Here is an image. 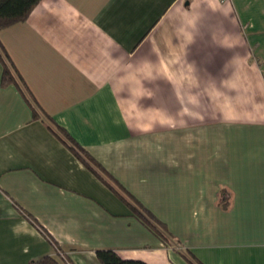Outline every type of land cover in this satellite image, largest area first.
Wrapping results in <instances>:
<instances>
[{
  "label": "crops",
  "instance_id": "obj_1",
  "mask_svg": "<svg viewBox=\"0 0 264 264\" xmlns=\"http://www.w3.org/2000/svg\"><path fill=\"white\" fill-rule=\"evenodd\" d=\"M0 44L40 108L0 61V264H264V0H40Z\"/></svg>",
  "mask_w": 264,
  "mask_h": 264
},
{
  "label": "trees",
  "instance_id": "obj_2",
  "mask_svg": "<svg viewBox=\"0 0 264 264\" xmlns=\"http://www.w3.org/2000/svg\"><path fill=\"white\" fill-rule=\"evenodd\" d=\"M40 0H0V31L16 23L24 22L32 9ZM0 61L3 67L1 84L3 86L14 84L25 100L30 104L33 111V118L40 117V108L35 100L31 97L24 82L19 76L17 70L12 65V62L5 54L3 47L0 44ZM29 95V96H28ZM43 115V114H41ZM43 117L47 120V116ZM51 122V120H49ZM53 123V121H52ZM54 126V125H53ZM54 134L73 152V154L103 182L109 184L112 190L121 195L123 193L129 200L132 212L134 215L152 232H154L162 241L167 242L166 232L160 222L149 212L142 204L133 198L125 189L111 176L105 169L101 167L89 154H87L61 127L54 126ZM31 220V219H30ZM36 224L33 220H31ZM41 232L45 233L38 226ZM99 264H147L138 260H124L112 250H97L95 252ZM30 264H59L58 260L52 256H44L38 260L32 261Z\"/></svg>",
  "mask_w": 264,
  "mask_h": 264
},
{
  "label": "built area",
  "instance_id": "obj_3",
  "mask_svg": "<svg viewBox=\"0 0 264 264\" xmlns=\"http://www.w3.org/2000/svg\"><path fill=\"white\" fill-rule=\"evenodd\" d=\"M222 1H231V0H222Z\"/></svg>",
  "mask_w": 264,
  "mask_h": 264
},
{
  "label": "water",
  "instance_id": "obj_4",
  "mask_svg": "<svg viewBox=\"0 0 264 264\" xmlns=\"http://www.w3.org/2000/svg\"><path fill=\"white\" fill-rule=\"evenodd\" d=\"M188 2H186V4H187Z\"/></svg>",
  "mask_w": 264,
  "mask_h": 264
}]
</instances>
